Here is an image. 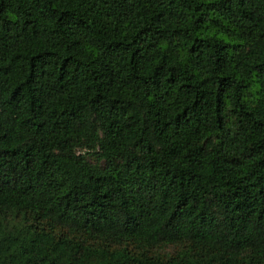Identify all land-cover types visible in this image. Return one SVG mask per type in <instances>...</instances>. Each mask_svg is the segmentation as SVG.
I'll return each instance as SVG.
<instances>
[{
    "label": "trees",
    "instance_id": "1",
    "mask_svg": "<svg viewBox=\"0 0 264 264\" xmlns=\"http://www.w3.org/2000/svg\"><path fill=\"white\" fill-rule=\"evenodd\" d=\"M0 264H264V0H0Z\"/></svg>",
    "mask_w": 264,
    "mask_h": 264
}]
</instances>
